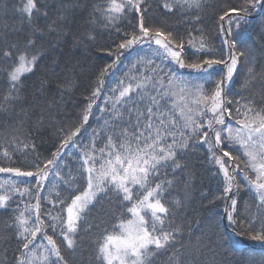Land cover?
Wrapping results in <instances>:
<instances>
[{
  "label": "snow or ice",
  "instance_id": "6c2138e0",
  "mask_svg": "<svg viewBox=\"0 0 264 264\" xmlns=\"http://www.w3.org/2000/svg\"><path fill=\"white\" fill-rule=\"evenodd\" d=\"M0 264H264V0H0Z\"/></svg>",
  "mask_w": 264,
  "mask_h": 264
}]
</instances>
